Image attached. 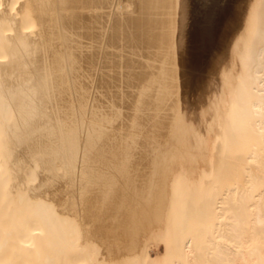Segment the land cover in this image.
Returning a JSON list of instances; mask_svg holds the SVG:
<instances>
[{
	"label": "bare ground",
	"instance_id": "1",
	"mask_svg": "<svg viewBox=\"0 0 264 264\" xmlns=\"http://www.w3.org/2000/svg\"><path fill=\"white\" fill-rule=\"evenodd\" d=\"M246 1L152 182L124 142L180 0L166 34L157 0H0V264H264V0Z\"/></svg>",
	"mask_w": 264,
	"mask_h": 264
},
{
	"label": "rangeland",
	"instance_id": "2",
	"mask_svg": "<svg viewBox=\"0 0 264 264\" xmlns=\"http://www.w3.org/2000/svg\"><path fill=\"white\" fill-rule=\"evenodd\" d=\"M157 1H159L160 7L157 6L158 2H156L154 7L149 8L150 15L151 13H153L154 15H147V18L149 16L148 20L154 21L155 19V21L158 22L161 20L163 24L165 23L162 28L163 34H166V29L173 26V24L175 23V21H172V19H179V22L177 20L176 21L177 23H179L178 27L180 28L175 27L174 29H171L172 31L177 29L175 31H177L179 35V41L178 45L176 41V47H173V45H175V40L172 39V37L177 38L178 35L176 34V32L174 34V32L168 29V33L164 35L166 38L165 40H169V42L172 43L169 44V42H166V44L168 43L167 45H169V49H171L170 47H173L171 50H169L166 45L167 49L165 48V55H167V57L169 58H158L156 57L155 49L152 45L149 46L146 43L143 45L142 52L144 49L149 48L148 52H146L147 55L146 53H143L146 55V57L143 56L145 58L146 65L143 73L141 87L138 93V98L136 99L135 110L130 123L131 126H129V137H127V134L124 142L125 147L123 150L126 161L125 168L128 167V170L132 171V173L134 174L133 178L134 176L136 177V175L140 176L142 173V175L144 174L143 178L145 175H148L149 177H145V179L147 178L146 180H148V178H150L149 181L152 180V182L154 179H152V171L160 169L162 167V164H165L168 158L169 159L166 163L169 164L168 161H171V157H168L169 152H166L170 151V154H172L176 150H171V148L177 149V147L179 146L177 145V143H175V140L176 142L177 140H181L176 136L177 133L179 132L181 134H178L179 138L180 136H183L185 125L187 123V121L185 120V116L187 114L183 116L179 114L178 117V114L176 113H180L181 110L185 109V107L188 105V103L185 104L186 102L191 101L190 105L194 104L193 102H196V97H198L204 90V85H206L208 81H212L214 84H217L216 81L218 80L213 79L215 75L213 70L215 69L218 60L222 57V55H224L226 44L229 42L228 40L234 39L237 32L241 29L243 25L241 21L242 19H240L241 9L244 8L247 2L246 0H180V4L176 3L177 6H180L179 11V6L175 7L174 5V1L176 0ZM167 1L170 3L168 4ZM171 1H173V4H171ZM161 2L162 4L165 3V7L164 5H161ZM166 6L169 9H171V7L173 6L177 9L172 11L174 9L172 8L171 12L173 13L169 11V15L167 14L173 24L172 22H167V20L170 21V19L165 16V14L168 13L169 10ZM162 7H164V9ZM162 9L164 10V13L166 12L165 10H167V12L164 14L162 12ZM155 10L160 15L154 12ZM160 11L164 14V17L162 16ZM174 12L176 13V15ZM177 13L179 14V18L175 17L177 16ZM155 14L157 15L156 17ZM166 23H169V25L171 26L167 25ZM177 23H175L174 26H176ZM167 26L169 27L167 28ZM170 32L173 33V35ZM168 36H170V39L168 38ZM178 38L176 40H178ZM146 45L147 47H144ZM171 51H173V54L171 55L170 53L169 56L168 53ZM215 87V90L217 91V85ZM186 97L188 98V101H186ZM186 109H188V107H186ZM185 110L182 112L184 113ZM176 115L178 120H176L177 118H175ZM181 119L186 121L185 124L183 121H180ZM174 120H176L178 124L180 122L184 124L182 125L184 129L180 126L181 124L179 125L181 128L175 127L176 130H174L177 131V129H179V131L175 132L176 134L173 139L171 138L173 133V124L177 126V123ZM172 121L175 123H173ZM162 129L167 130L165 131ZM159 130H162L163 133ZM168 130L170 131V134ZM130 134L132 135L131 137ZM162 134L164 135V137ZM169 138H171V140L173 139V141H169ZM162 139L165 140L166 143ZM166 139L169 144H167ZM170 143H172L173 146L177 147H173ZM166 144L168 146H166ZM169 145H171V147H169ZM162 147L164 148V150ZM167 148H169V150L166 151L165 149ZM157 149L158 152L155 153ZM160 150H163L162 152L165 153L166 156L162 155V153L159 152ZM153 152L156 154V158L154 157L155 154ZM158 154H161V156L159 155L160 158H163L162 156L165 157V159L163 158V162H158ZM145 156H149L150 159L147 158L145 160ZM151 156H153V158L156 160L152 159ZM147 182L146 184L148 185L149 182ZM135 185L137 184L134 182V186ZM147 185H144V187ZM142 195L144 194H140L139 196ZM154 244L155 243L150 244L151 251H153L152 255L155 254V250L158 247L157 244Z\"/></svg>",
	"mask_w": 264,
	"mask_h": 264
}]
</instances>
